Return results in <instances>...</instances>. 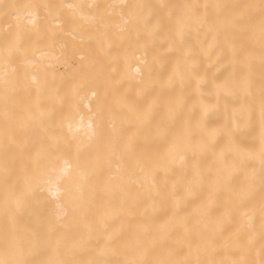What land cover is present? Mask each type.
Here are the masks:
<instances>
[{
	"label": "snow or ice",
	"instance_id": "1",
	"mask_svg": "<svg viewBox=\"0 0 264 264\" xmlns=\"http://www.w3.org/2000/svg\"><path fill=\"white\" fill-rule=\"evenodd\" d=\"M9 7L17 9V24L0 37L5 120L15 116L10 103L18 96L22 79L28 78L22 77L17 63L39 67L45 57L38 45L49 38L48 33H42L33 18L43 8L56 28L63 25L60 35L80 44L99 43L100 55L73 65L72 91L77 96L88 83L103 81L104 104L89 117L88 128L93 127V117L103 112L109 94L128 125L113 127L106 138L100 133L103 156L92 163L94 173L102 176L107 164L115 168L109 175L114 180L122 166L134 160L143 183L139 177L131 180L137 186L134 193L124 183L96 186L92 199L76 209L74 234L58 223L59 215L45 223L35 208V219L21 224L19 214L29 206V193L48 179L46 171L57 157L58 141L41 139L39 148L20 149L18 157L10 160L7 150L15 136L6 137L0 264H264V0L212 5L217 9L214 19L207 13L202 16L194 4L183 5L180 13L167 4L137 5L139 12L127 17L119 13L116 31L111 14L101 12L104 6L99 4ZM25 20L31 29L22 26ZM192 30L205 34L199 51L191 45ZM125 44L119 62L125 68L120 80L131 81L126 91L124 82L113 87L117 75L104 69L107 61L116 72L112 65L118 61L112 51ZM133 46L137 51H132ZM66 48L62 45L54 58L64 67L68 66ZM80 59L85 57L80 54ZM257 60L258 82L253 74ZM48 67H53L51 61ZM221 68L223 72L212 73L209 79L210 69ZM31 84L37 92L31 118L44 124L55 118L61 98L53 88L52 102L40 103L39 93L48 87L47 73L43 80L32 76ZM221 102L227 119L212 126L211 117ZM25 155L28 162L22 175L13 180L11 166ZM177 162L183 166L180 179L169 187L167 178L176 175ZM68 167L65 161L63 175ZM158 172L165 174L163 185L156 181ZM105 200L106 205L97 206ZM241 212L244 223L237 227L235 217ZM225 253L227 258H221Z\"/></svg>",
	"mask_w": 264,
	"mask_h": 264
},
{
	"label": "bare ground",
	"instance_id": "2",
	"mask_svg": "<svg viewBox=\"0 0 264 264\" xmlns=\"http://www.w3.org/2000/svg\"><path fill=\"white\" fill-rule=\"evenodd\" d=\"M251 2V0H0V37L6 32L15 29L17 24L16 16L14 12L17 9L9 7L12 4L17 6H23L26 4H53V5H66V4H99L104 7L101 8V12L110 15L113 31L117 30V26L121 24L119 13L123 11L127 17L129 13L139 12L140 9L135 7L137 5H149L156 6L160 4H167L180 13L183 11L182 6L185 4H194L199 6V11L203 16L207 13L209 19H214L217 13V9L212 5L216 4H244ZM116 5L117 7L109 9L107 5ZM205 5H208L205 9ZM20 11H24L19 8ZM64 14H68V9H63ZM95 11V9H91ZM147 12V9H144ZM27 13L25 12V15ZM36 19V26L41 32L48 33V39L44 40L38 45L40 50L45 53V57L40 62L39 67H31L28 63L18 62L16 67L19 69L22 77L26 74L27 80L22 79L21 88L18 96L10 103V111H15V116L6 121L4 118V103L2 99V93H0V227L4 224L3 216V199H4V183H3V162L5 160V139L15 136V143H10L7 150L8 159H16L20 149H33L39 148L41 139L47 140L49 137H55L58 141L57 157L52 161L51 166L47 169L46 175L48 179L41 185L35 187L31 193H29V206L23 210L19 215L21 217V224L30 222L35 219L33 215V209L37 210V214L41 220L47 223L49 220H56L57 215L60 219L58 223L67 225L66 232L74 234L77 231L78 215L76 209L85 205L90 201L94 195L93 189L104 182L112 184L124 183L133 190V193L137 190L136 184L132 183L133 178L139 177L141 183H143V176L136 166V162L128 161L122 166L121 172L116 174L114 180H109L110 173H115V168H109L107 164L104 165L102 176L94 173L92 163L98 156H103L102 144L103 140L99 138L100 133H103L106 138L113 131V127L117 130L123 125L127 127L121 116V109L116 104L111 94H109L107 104L104 105L103 112L96 114L91 123L93 127L88 128L89 117L93 113L97 112L98 107L104 104L105 90L103 81L97 83H88L86 87L79 91V95L72 91V76L74 74L73 65L79 66L81 63H87L90 58L100 55L99 43L96 40L85 42L80 44L77 41H73L70 36L60 35L63 25L60 28H56L52 23V17H48L43 8L33 17ZM64 17H61L62 20ZM28 29L32 28L31 24H28L27 20L23 25ZM53 32L56 34L53 37ZM205 34L201 32L199 35L195 30L190 33L191 45L199 51L202 45H205ZM209 42H210V38ZM62 45H67L65 49L68 56V66L64 67L56 63L55 57L61 54ZM128 45H123L119 51H112V58L114 61L112 67L116 68V72L112 73L111 67L108 66V62L105 61L104 69L107 74L117 75V81L112 82V86L115 88L120 87V83H125V91L127 90V84L131 81H121L120 77L125 74V68L121 59V54L124 48ZM157 47H159V41H157ZM107 48V45H105ZM33 48L30 46L28 50L29 59L32 58ZM78 53L73 55V52ZM132 51H137L133 46ZM139 53H143V48L138 50ZM80 54L85 57L84 61H81ZM37 58H39L37 56ZM151 56H149V59ZM201 59L206 60V57L201 56ZM51 61L53 67H48V63ZM130 63H135L130 59ZM207 67V64H205ZM259 61L255 62L253 69L254 78L259 81L260 76ZM223 72V68L217 72L215 69H210L209 79L212 73L219 75ZM45 73H47L48 87L43 89L40 93V103L42 105H48L52 101L50 99V93L53 88L59 92L60 100L57 101V112L54 119L47 120L46 123L40 124L39 121L32 120V112L34 111V105L37 100L36 86L31 84V77L36 76L38 80H43ZM96 92L97 95L92 93ZM206 100H214L212 97H205ZM89 107L92 109V113L89 112ZM83 117V121H81ZM227 117L224 114L223 102H221L219 111H217L212 117V126L223 124ZM71 126V131L69 130ZM96 133V135H93ZM34 155L35 152L33 151ZM68 162L67 174L64 173V163ZM28 162V157L25 155L22 160L17 159L16 163L11 166V173L13 180H16L22 175L23 166ZM183 166L177 162L174 165L176 169L175 176H169L167 178L168 186L170 187L173 182L180 179V169ZM62 177V178H61ZM123 177V180L121 179ZM156 181L158 184L163 185L165 183V174L163 172L156 173ZM106 205L107 200L98 201L97 206ZM243 212L235 217V225L241 226L243 222ZM259 219L255 221V227L259 229ZM221 258H227L225 253Z\"/></svg>",
	"mask_w": 264,
	"mask_h": 264
}]
</instances>
